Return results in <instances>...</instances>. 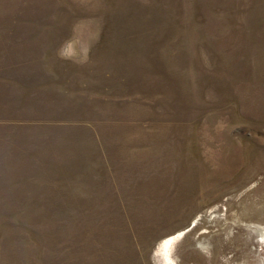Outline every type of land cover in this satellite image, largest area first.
<instances>
[{
	"label": "rangeland",
	"instance_id": "374dc122",
	"mask_svg": "<svg viewBox=\"0 0 264 264\" xmlns=\"http://www.w3.org/2000/svg\"><path fill=\"white\" fill-rule=\"evenodd\" d=\"M263 234L264 0H0V264H264Z\"/></svg>",
	"mask_w": 264,
	"mask_h": 264
},
{
	"label": "bare ground",
	"instance_id": "6f19581e",
	"mask_svg": "<svg viewBox=\"0 0 264 264\" xmlns=\"http://www.w3.org/2000/svg\"><path fill=\"white\" fill-rule=\"evenodd\" d=\"M262 232V231H261ZM221 234V233H220ZM240 234V233H239ZM264 235V234H263ZM182 235H180V236H177V237H173L172 239H170L169 241H167V243H166V245H165V247L166 248H168L171 244H172V242H175L177 239H179L180 237H181ZM239 236V235H238ZM179 237V238H178ZM230 239H231V237H230ZM249 240V239H248ZM253 240V239H252ZM250 243V242H249ZM174 244V243H173ZM238 245V244H237ZM246 246H245V248L244 249H241V251H239L238 249L237 250H234V256H233V260H238L239 258H243V259H250V256L252 255L248 250V248H247V246H248V244L246 243L245 244ZM172 247V246H171ZM242 248V247H241ZM167 250H169V249H167ZM225 250H229L228 248H226ZM238 252H241V253H243V255L241 256ZM218 254V253H217ZM239 257V258H238ZM229 261V260H228Z\"/></svg>",
	"mask_w": 264,
	"mask_h": 264
}]
</instances>
